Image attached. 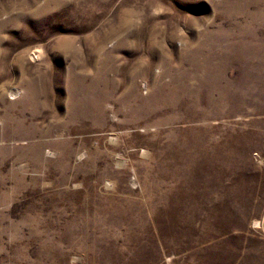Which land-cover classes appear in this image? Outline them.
Segmentation results:
<instances>
[{
  "label": "rangeland",
  "instance_id": "1",
  "mask_svg": "<svg viewBox=\"0 0 264 264\" xmlns=\"http://www.w3.org/2000/svg\"><path fill=\"white\" fill-rule=\"evenodd\" d=\"M0 264H264V0H0Z\"/></svg>",
  "mask_w": 264,
  "mask_h": 264
},
{
  "label": "bare ground",
  "instance_id": "2",
  "mask_svg": "<svg viewBox=\"0 0 264 264\" xmlns=\"http://www.w3.org/2000/svg\"><path fill=\"white\" fill-rule=\"evenodd\" d=\"M247 26H248V25H247ZM242 30H243V29H242ZM232 31H233V30H232ZM235 31H236V30H235ZM236 33H237V32H236ZM204 84H205V83H204ZM10 124H11V123H10ZM18 128H19V127H18ZM21 130H22V129H21ZM20 132H22V131H20ZM21 134L24 135L23 133H18L19 136H20ZM22 135H21V136H22ZM36 153H37L36 150H34V154H36ZM34 154H33V155H34ZM36 159H37V158H36Z\"/></svg>",
  "mask_w": 264,
  "mask_h": 264
}]
</instances>
